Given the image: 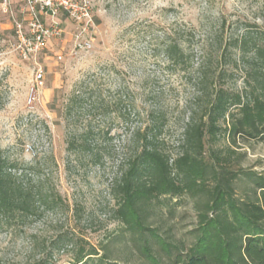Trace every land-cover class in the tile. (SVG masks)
I'll use <instances>...</instances> for the list:
<instances>
[{"label":"trees","instance_id":"16d2710c","mask_svg":"<svg viewBox=\"0 0 264 264\" xmlns=\"http://www.w3.org/2000/svg\"><path fill=\"white\" fill-rule=\"evenodd\" d=\"M215 20L164 28L146 50L191 91L176 139L167 135L169 120L157 94L125 86L113 66L77 82L59 110L53 99L52 109L72 127L65 134L71 163L103 169L111 162L110 213L128 237L133 264H264V176L233 169L230 148L217 146L225 137L230 145L238 138L264 143V29L239 20L228 31L223 18ZM146 31L152 35L150 27ZM119 125L124 134L117 149L110 145ZM44 162L25 163L0 151V231L61 208L75 223L81 220L82 208L62 199ZM242 179L250 187L245 199L235 192ZM183 196L196 214L188 241L150 223ZM106 247L68 230L31 264H53L60 252L70 253L72 264H120Z\"/></svg>","mask_w":264,"mask_h":264},{"label":"rangeland","instance_id":"374dc122","mask_svg":"<svg viewBox=\"0 0 264 264\" xmlns=\"http://www.w3.org/2000/svg\"><path fill=\"white\" fill-rule=\"evenodd\" d=\"M91 3L95 25L91 47L87 51L74 50V27L67 21L62 40L48 44L39 56L37 63L43 79L36 83L33 63L22 60L13 51L11 20L0 2V151L7 150L25 163L40 162L45 157L51 182L62 199L70 208L77 204L83 211L77 223L71 211L61 208L26 227L3 229L0 264H31L44 256L45 246L68 230H75L91 245L104 242L105 252L112 260L133 264L136 256L128 237L110 213L114 206L108 193L113 174L111 162L103 169L71 163L65 134L72 127L60 111L52 109L53 99L57 98L59 110L77 82L93 73L104 75L113 66L125 86L157 94V102L169 120L167 135L173 140L187 120L191 91L179 76L163 72L156 65L157 59L146 51L155 44L150 42L151 37L159 36L164 28H175L179 22L199 28L213 25L218 18L225 20L228 31L239 20L264 29V0H91ZM147 27L152 35L147 34ZM59 55L61 60L57 59ZM103 80L106 81L105 76ZM32 89L35 100L30 102ZM113 91L114 87L109 93ZM123 134L119 125L111 135L115 140L110 146L119 149ZM217 146L230 148L233 169L264 176V143L238 138L230 145L225 137ZM249 191L243 179L235 184L238 198H247ZM169 205L170 213L163 209L161 218H153L150 223L159 226L161 233L171 230L175 239L188 241L187 232L196 223L191 200L183 196ZM53 264H72V256L57 253Z\"/></svg>","mask_w":264,"mask_h":264},{"label":"built area","instance_id":"2783aa9c","mask_svg":"<svg viewBox=\"0 0 264 264\" xmlns=\"http://www.w3.org/2000/svg\"><path fill=\"white\" fill-rule=\"evenodd\" d=\"M11 20L13 51L28 62L35 71L34 81L43 79L37 63L51 42H59L64 36L68 21L74 27V50L87 51L94 41V14L91 0H0ZM58 60L62 57L57 56ZM35 100L34 89L31 90Z\"/></svg>","mask_w":264,"mask_h":264}]
</instances>
